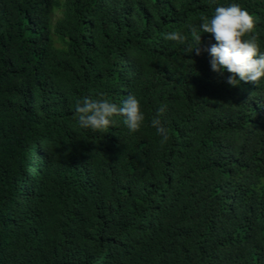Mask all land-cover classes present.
I'll return each instance as SVG.
<instances>
[{"label": "trees", "instance_id": "trees-1", "mask_svg": "<svg viewBox=\"0 0 264 264\" xmlns=\"http://www.w3.org/2000/svg\"><path fill=\"white\" fill-rule=\"evenodd\" d=\"M233 2L264 50V0H0V264H264V81L230 86L191 31ZM129 94L138 132L80 127Z\"/></svg>", "mask_w": 264, "mask_h": 264}, {"label": "clouds", "instance_id": "clouds-1", "mask_svg": "<svg viewBox=\"0 0 264 264\" xmlns=\"http://www.w3.org/2000/svg\"><path fill=\"white\" fill-rule=\"evenodd\" d=\"M256 25L253 15L240 6L239 3L219 5L213 14L201 17L198 27H191L194 33H210L216 43L203 49L210 59L212 71L223 75L230 73L226 82L230 86H238L241 81L252 82L258 85L264 81V50L256 37L252 35ZM166 39L177 43H184L186 37L179 31L166 34ZM201 35H197V46L190 47L186 52L195 51L201 54ZM165 107L156 109V114L151 119V127L161 138V144L169 139L168 129L164 126L161 116ZM75 115L81 128L93 131H104L116 123L114 117H123V123L131 133L138 132L144 125L145 112L140 100L134 94H129L127 99L119 105L105 98H82L76 105Z\"/></svg>", "mask_w": 264, "mask_h": 264}]
</instances>
